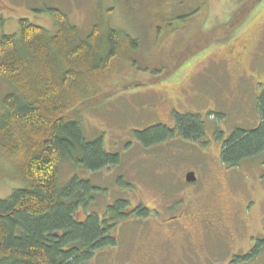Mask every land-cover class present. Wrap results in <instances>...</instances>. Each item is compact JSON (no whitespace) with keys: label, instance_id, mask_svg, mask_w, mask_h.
I'll return each mask as SVG.
<instances>
[{"label":"rangeland","instance_id":"1","mask_svg":"<svg viewBox=\"0 0 264 264\" xmlns=\"http://www.w3.org/2000/svg\"><path fill=\"white\" fill-rule=\"evenodd\" d=\"M138 2L129 15L118 0H0V38L18 34L21 19L54 34L50 9L67 15L83 36L94 26L139 36L141 49L133 59L143 71L120 63L118 81L109 88L126 89L83 110L86 139L102 138L107 153L120 155V165L77 174L100 190L91 211L102 216L122 199L130 207L125 216L141 205L157 223L132 215L115 225L116 245L97 252L89 264H143L149 253L152 260L146 264H228L235 258L264 264V154L238 168L221 162L223 142L235 130L260 124L264 0ZM158 25L160 32L154 33ZM14 91L0 77V115L4 98ZM176 115L197 116L205 135L151 148L138 143L136 133L155 125L173 129ZM1 161L13 174V167ZM190 172L198 177L194 183L186 181ZM73 175L70 164H64L60 184ZM23 186L0 178V199ZM173 216L177 222L169 219ZM167 220L172 226H159Z\"/></svg>","mask_w":264,"mask_h":264},{"label":"trees","instance_id":"2","mask_svg":"<svg viewBox=\"0 0 264 264\" xmlns=\"http://www.w3.org/2000/svg\"><path fill=\"white\" fill-rule=\"evenodd\" d=\"M118 1L129 15L141 5L138 0ZM47 12L55 21L54 34L21 19L18 34L0 38V77L15 88L4 98L0 115V178L24 184L0 199V264H89L97 252L116 245L112 223L128 219L126 201L107 207L102 216L91 211L100 190L77 172L97 173L120 165V155L107 153L102 138L86 139L83 110L101 106L125 88H109L118 81L120 63H127L130 71H143L133 59L141 49L139 36L102 26L83 36L64 13ZM257 109V128L237 129L223 142L225 167L238 168L264 154V90ZM174 126L151 127L136 133V139L151 148L170 139L205 135L195 115H176ZM1 160L13 167V174ZM66 163L74 175L61 185ZM136 214L147 217L149 210L141 207Z\"/></svg>","mask_w":264,"mask_h":264},{"label":"flooded vegetation","instance_id":"3","mask_svg":"<svg viewBox=\"0 0 264 264\" xmlns=\"http://www.w3.org/2000/svg\"><path fill=\"white\" fill-rule=\"evenodd\" d=\"M155 126H157V125H155ZM196 177H197V175H196ZM197 179H198V177H197ZM119 201H125V200H122V199H118V200H116V201H114L111 205H109L110 207H113L114 206V204L115 203H117V202H119ZM109 206H107V207H109ZM133 207V209L128 213V214H130L129 215V217H128V219L130 218V216H132V215H137L136 213H137V211L142 207V208H144V209H147V208H145V206H141V205H139V206H132ZM129 209H130V207L129 208H127V210H126V214H127V211H129ZM148 210V209H147ZM150 212V211H149ZM161 213L159 212V211H155V214L154 215H156V216H158V215H160ZM141 218V220L139 221V222H150V221H155L156 223H157V221H156V219L155 218H153L152 217V219L151 218H149L150 216L148 215L147 217H145L144 215H141L140 216ZM171 218H174L175 219V222H177V218L175 217V216H173V217H170L169 219H171ZM172 220V219H171ZM127 221H129V220H121V221H116L115 223H112V226H115V225H120V224H124V223H126ZM138 221V220H137ZM136 222V221H135ZM162 222V221H161ZM174 222V223H175ZM163 223V225H159V226H162V227H165V226H172V224H173V222L171 221H166V222H162ZM113 232V231H112ZM111 236H112V238L115 240V242L117 243V241H118V236H113V234L111 233ZM114 247V246H113ZM147 258L148 259H150V260H152V255H151V253H149V256H147ZM148 259L147 260H145L144 262H143V264H146V262L148 261ZM228 264H249V262H247V261H240V262H235V261H230V263H228Z\"/></svg>","mask_w":264,"mask_h":264},{"label":"water","instance_id":"4","mask_svg":"<svg viewBox=\"0 0 264 264\" xmlns=\"http://www.w3.org/2000/svg\"><path fill=\"white\" fill-rule=\"evenodd\" d=\"M197 180L195 172H190L186 175V181L188 183H194Z\"/></svg>","mask_w":264,"mask_h":264}]
</instances>
